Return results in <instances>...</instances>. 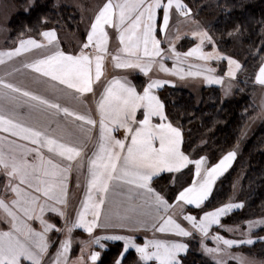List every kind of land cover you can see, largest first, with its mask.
<instances>
[{
  "label": "snow or ice",
  "instance_id": "6c2138e0",
  "mask_svg": "<svg viewBox=\"0 0 264 264\" xmlns=\"http://www.w3.org/2000/svg\"><path fill=\"white\" fill-rule=\"evenodd\" d=\"M173 18L194 25L190 35L198 43L187 51L176 48L175 41L181 38L179 28L175 35L168 34ZM109 29L118 35L114 53L110 51ZM161 32L167 49L158 38ZM38 35L43 39L22 31L15 47L0 51V65H5L33 50L47 48V54L22 62L12 72L32 70L37 82L50 93L44 95L0 78V222L7 224L6 229L0 228V264H45L53 230L66 232V236L52 264H88L89 260L104 264L100 251H89L87 259L84 256L85 248L93 245L105 249L107 244L102 241L123 242L114 264H125L129 249L138 254L133 264H182L180 256L187 253L189 244L179 238L196 234L201 236L207 253L227 252L239 264H255L229 250L253 244L252 229L264 226V219L247 222L242 233L246 238L229 239L211 234L210 229L221 225L226 214L243 208V202L225 203L208 211L202 207L217 178L235 159L236 151H228L211 165L205 156L193 159L186 154L182 128L168 119L165 104L157 94L163 85L174 81L151 75L156 69L181 79L202 77L207 84L222 85L224 77L215 75L210 61L227 59L230 78H235L242 67L238 60L219 51L186 0H104L89 20L78 53L59 47L55 29ZM206 43L213 46L211 51L204 50ZM109 57L115 69L138 70L147 77L146 83L138 86L127 75L102 80ZM191 58L199 63H190ZM167 60L173 61L171 67L165 63ZM255 80L264 85V62ZM61 100L85 105L84 110ZM121 130L123 136H118ZM85 169L86 191L81 208L69 221V177L74 170L79 174ZM184 169L192 173L191 181L180 186L172 201L153 187L159 174L167 171L183 175ZM116 195L121 198L122 212L105 208L114 203ZM185 204L201 208V216L185 214ZM47 213L64 218L65 227L57 229ZM177 214L190 227L183 226ZM37 222L39 228L34 227ZM98 227H119L132 233L151 231L152 238L140 243L134 234L97 236L94 230ZM73 229H83L92 238L81 242V255L70 262ZM157 234H165L166 238ZM209 236L215 247L203 243ZM214 259L217 264H226L223 259Z\"/></svg>",
  "mask_w": 264,
  "mask_h": 264
},
{
  "label": "trees",
  "instance_id": "16d2710c",
  "mask_svg": "<svg viewBox=\"0 0 264 264\" xmlns=\"http://www.w3.org/2000/svg\"><path fill=\"white\" fill-rule=\"evenodd\" d=\"M216 5L215 11L211 14L215 19L211 29L216 43L223 50L229 51L234 46L230 36L238 34L241 47L245 48L247 53L258 54L252 55L246 63V68L252 75L251 70L256 71L260 65L258 61L264 57V45H262L264 0H219V4ZM60 19L71 30L79 22L77 12L68 8L59 10L55 8L53 1H39L29 13H19L10 23L8 48L17 44L22 31L25 35L39 39L41 37L38 32L51 28L49 25ZM52 28L59 31L58 26ZM236 28H239L238 32L235 31ZM134 82L139 86L146 83V79L139 75L134 78ZM178 84L179 82H175L174 85L165 86L159 91V96L165 104L168 119L175 126L182 128L184 136L182 149L185 153L193 159L205 156L211 165L218 162L228 151L237 149L246 125L255 112L251 101L253 91L250 86L242 85L231 98H225L220 87H202L199 97H196ZM240 151L227 172L217 179L211 196L206 201V205L202 206L204 211H208L228 203L235 179L242 171L245 172L239 198L244 207L240 211L224 216L221 225L212 229L224 237H235V239L245 237L242 234L245 231L244 223L264 218V124ZM189 168L194 170L192 165H189ZM182 171L183 175L160 174L159 178L154 180L153 187L172 201L180 186H187L191 181L192 173L188 169ZM175 177L178 179H174ZM187 211V213H201V208L188 206ZM251 236L256 240L253 244L239 246L235 250L264 259V227ZM122 247L121 242L111 243L112 250H108L103 258L104 264H112ZM134 255V251H130L127 255L128 264L134 259ZM180 259L182 264H213L192 250L182 255Z\"/></svg>",
  "mask_w": 264,
  "mask_h": 264
},
{
  "label": "rangeland",
  "instance_id": "374dc122",
  "mask_svg": "<svg viewBox=\"0 0 264 264\" xmlns=\"http://www.w3.org/2000/svg\"><path fill=\"white\" fill-rule=\"evenodd\" d=\"M39 1H42V0H0V47H3V45H6V47H8V45H9V43L7 45V42H8L9 37H10V23L12 22V20L19 13H22V12L29 13ZM43 1H53L55 8H58L59 10H61L63 8H68V9H71L74 12L78 13L79 22L77 24H75V27H74V29L72 28V30L66 26L65 22H62L63 21L62 19H60V21H58V22L57 21L54 22V24L53 23L50 25L48 24L51 27L49 29H54L52 27L58 26L59 31L56 30V33L58 34V36L60 37V39L63 43L69 44L71 47L72 46L73 47H81L82 46V41L86 39V33H87V30L89 29L90 18H92L94 16V14L98 10V8L100 6H102V3L104 2V0H43ZM186 2L192 8L193 15H194L195 19L199 22V24L202 27L207 28L209 30L210 34L213 36V34H212L213 29H211V28H213V25L215 23V19H213L211 17V14L213 13V11H215L216 6H217L216 4H219V0H186ZM177 28H179V32L181 34V38L179 40L175 41L177 50L182 51V52L187 51L188 50L187 48H190V47L194 46L195 43H198L196 38L191 37V35H190V31L194 28V25L192 23L184 22L183 20H177L176 18H173V21L171 23V27H170L169 33H168L169 36L175 35ZM109 31H110V36L112 38L116 36V33L114 30L109 29ZM186 31H188V32H186ZM186 33H188L190 35V37L188 35H184ZM158 38L163 41L162 47H165L167 49L168 43H167V40L165 39V34L163 32H161L159 34ZM213 38H214V36H213ZM230 39H231V41L234 42V46H233V48L231 47V49L229 51L223 50L220 47V45H218L216 43V41H215V46L219 49V51L221 53H223L225 55V57L232 56L234 59H236L240 62L242 67L239 70H237L235 78L227 77L228 62H227V59H223V60H219V61L214 60V61L209 62L210 66L215 69V75L224 77V83L222 85H216V84L210 85V84H207L205 81H191V80L187 81V82L186 81L183 82L181 80H175V81L179 82L178 85L180 87H184L185 89H187L191 94H193L196 97H199V93H200L201 88L205 87V86H207V87L208 86L220 87V90L222 91L223 96L225 98H231L235 94L236 90L241 88L242 85L250 86V89L253 91L251 101H252L253 106L255 108V112H253L254 116L250 120L249 124L246 125L247 127H246V129H245V131L241 137L240 145L237 147V149H235L236 157H238L239 153L241 152L240 150L242 149L243 145L245 143H247V141L249 139H251V137H253V135L261 127V125L264 124V85H260L255 80V77L258 73L259 67L257 68L256 71L251 70L252 75H250V71L248 70V68H246L247 67L246 63H248L250 57L252 55L257 56L258 55L257 52L254 54L247 53V50L245 48L241 47V40H240V36L238 34H234L233 36L231 35ZM262 39H263L262 45H264V30H263V38ZM214 40H216V39L214 38ZM212 47L213 46L211 44L206 43L204 50L205 51H211ZM191 62L192 63H199V61L195 60V58H191ZM258 62H260L258 64L261 65V63L264 62V57L261 58V60H259ZM146 81H147V79H146ZM229 84L231 85L230 90L228 88ZM171 85L172 84H169V86H171ZM236 157H235V159H236ZM234 160H233V162H234ZM232 164L233 163H231V165ZM227 170L224 173H222L221 175H224L227 172ZM244 174H245V172L242 171L240 174H238L237 178L235 179V181L233 183V187H231L233 192H232L231 198L229 199L230 200L229 202H232V203L242 202L241 200H239V198H240L241 190H242L241 186H242L244 178H245ZM221 175L217 179H219L221 177ZM2 182H3L2 179H0V183H2ZM188 206H191V205H186V204L184 205L185 214H193V215H196L197 217L201 216L202 213H196V214L187 213L188 212L187 211ZM237 210L240 211V209H234L232 212L237 211ZM232 212H230V213H232ZM230 213H228V214H230ZM228 214H226V215H228ZM176 218L178 219L179 222H181L183 224V226L190 227L189 222L183 220V217L180 216L179 214H177ZM261 219H264V218H258V219H254V220H250V221L261 220ZM53 221H54V223L58 224L59 228H57V229H63L64 228L63 226H61V222L58 219L53 218ZM247 222L244 223L245 224V230L247 228ZM1 225H2V222H0V228H1ZM214 227L215 226H213L210 229L211 234L218 233V232H215L212 230ZM263 227L264 226L257 225L256 227H254L252 229L251 235H253L257 231H259ZM110 234H123V235L134 234L137 242H140V243H142L145 238H152V232L151 231L144 232L143 230L136 232V233L118 232V231H115V232L110 231L109 232V231H105V230L104 231L98 230V231L94 232V235H97V236L110 235ZM65 236H66V232H63V231L53 230L51 232L49 237H50V240L52 241V245L49 248V252H48L47 257L45 259V264H52V261L55 258V253L57 251V248L59 247V243L61 240H63L65 238ZM157 236L160 238H166L165 234H157ZM71 237H72L71 249H70V252L68 254L70 262L72 260H75L77 257H79L81 255V248L83 247L81 242L82 241H90L92 238L87 232H80V231H75V230L72 231ZM244 238H246V237H244ZM179 239H181L184 242H187L189 244V250L187 251V253L190 250L195 251L196 253L202 255L204 257V259L210 263L217 264V260L214 259V256H215L218 259L225 260L226 264H239V261L234 260L231 257H229L227 252L220 253V254H209L206 251H204V249L201 245V236L199 234H196L193 237L179 238ZM229 239H235V237L229 238ZM253 241L255 242L256 240L253 239ZM102 242L107 244V247L105 249H101L98 245H93L90 249L85 248V250H84L85 258L87 259L89 251H100L101 252V258L103 259L106 256V254L108 253V250H110V249L112 250V248H110L111 243H117V242L123 243L122 241H102ZM203 243L207 244L208 247H215L216 246L215 242L211 239L210 236L208 239L204 240ZM193 244H195L194 247H193ZM244 245L248 246V244H244ZM220 246H221V248L224 247V245H222V244ZM240 246H243V245H240ZM237 247H239V246H233L229 251L234 255L244 256L246 259L254 261L255 264H264V259H259L256 256H250V255H247L240 250H235ZM130 251L135 252L134 249H129L127 255L130 253ZM187 253H182L181 256L185 255ZM137 258H138V254L135 253L134 259L130 262V264H133V262ZM114 261L112 264H114ZM88 264H92V262L89 260ZM97 264H99V262H97ZM125 264H128L127 261ZM149 264H154V262H149Z\"/></svg>",
  "mask_w": 264,
  "mask_h": 264
},
{
  "label": "crops",
  "instance_id": "0c3cea01",
  "mask_svg": "<svg viewBox=\"0 0 264 264\" xmlns=\"http://www.w3.org/2000/svg\"><path fill=\"white\" fill-rule=\"evenodd\" d=\"M184 31V30H183ZM182 31V32H183ZM185 32V31H184ZM188 32V31H186ZM188 36L190 37V35L188 34ZM57 41L56 43L59 45L60 48H62L65 51L68 52H74V53H78L80 50V47H71L69 44L63 43L60 39V37L57 34ZM39 39H43L42 37ZM16 46V45H15ZM13 46V47H15ZM118 47V35L116 34L115 37H111L110 39V51H113ZM12 48V47H10ZM8 47H6V45H3V47H0V51L3 50H7L10 49ZM48 49H42V50H33L31 53L28 54H24L19 58H16L14 61L12 62H8L5 65H0V78H5L8 79L10 81H13L17 84L22 85L25 88L31 89L33 91L39 92L41 94L44 95H50V93H48L45 90V86L42 83H38L36 80V76L37 74H35L32 70L30 69H24L21 68L19 72H12V68L13 67H20V64L22 62H28L31 60H34L36 58H39L40 56L47 54ZM191 62V59L189 61ZM165 63L171 67L173 64V61L171 60H167L165 61ZM6 73H10V75L6 76ZM127 75L128 78L130 80H132L134 82V78L136 76H143L145 77L142 73H139L138 70L136 71H132V70H121V69H115L112 61H111V57H109L106 60V67L104 70V76L102 77V80L107 79L110 80L113 76H124ZM151 75H153V78H160V79H164V80H168L171 79L174 81L175 84V80H181L183 82H187V81H204L203 78H196V77H185L183 79L175 77V76H169L168 74L165 73H161L159 71H157L156 69H153ZM145 79H147V77H145ZM135 83V82H134ZM172 84V85H174ZM165 86H169V84H165L163 85L159 90H157V94L159 95V91L164 88ZM61 103L66 104L67 106L73 107V108H78L79 110L83 111L85 105H77L72 101L69 100H61ZM175 126V125H174ZM118 136H123V130H121L120 132L117 133ZM163 173H168L167 171L163 172ZM161 173V174H163ZM173 174H177V173H173ZM160 175V174H159ZM86 169L84 170V172L81 173H77L75 170L73 171V173L71 174V176L69 177V197H68V205L66 206V213H67V218L68 220H74L77 211L81 208V202L82 199L84 197V193L86 191ZM79 180V186H77V181ZM120 196L116 195L114 196V203L112 205H106L105 208L111 207L113 212H117V211H123V208L120 206ZM47 218L50 220V222H52L53 224L56 225L57 228L58 224L54 223L53 218L54 219H58L61 222V226L65 227V219L61 218L60 216L53 214V213H47L46 214ZM34 227L39 228V223L37 222L36 224H34ZM1 228H7V224L2 222ZM75 231H80V232H86L83 229H73ZM98 230H105V231H118V232H130L127 229H121L119 227H108V228H103V227H98L94 230V232L98 231ZM141 231V230H140ZM139 232V231H137ZM132 233V232H130ZM136 233V232H135ZM51 232L49 233L50 236Z\"/></svg>",
  "mask_w": 264,
  "mask_h": 264
}]
</instances>
